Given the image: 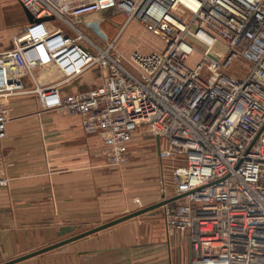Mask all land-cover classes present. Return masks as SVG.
Returning <instances> with one entry per match:
<instances>
[{"label":"built area","instance_id":"2783aa9c","mask_svg":"<svg viewBox=\"0 0 264 264\" xmlns=\"http://www.w3.org/2000/svg\"><path fill=\"white\" fill-rule=\"evenodd\" d=\"M18 1L65 28L49 21L51 31L3 59L29 70L56 63L64 83L102 72L101 83L77 93L62 95L59 84L29 93L103 134L112 164L125 159L140 129L160 138L159 155L175 162L165 198L181 196L165 199L163 219L168 233L190 236V264H264V0ZM109 11L140 21L162 48L126 56L73 22ZM60 37L67 42L58 53ZM14 82L1 80L0 92L9 94ZM8 120L0 100V142Z\"/></svg>","mask_w":264,"mask_h":264},{"label":"crops","instance_id":"0c3cea01","mask_svg":"<svg viewBox=\"0 0 264 264\" xmlns=\"http://www.w3.org/2000/svg\"><path fill=\"white\" fill-rule=\"evenodd\" d=\"M52 29L47 22L31 24L18 0H0V81L15 79L9 94L0 92L9 109L7 135L0 142V182L7 181L0 183V264L82 233L91 224L105 222V215L130 207L119 204L114 182L120 165L110 164L103 134H89L80 115L45 109L38 94L29 93L56 84L62 95L77 93L101 83V70L64 83L56 63L29 70L2 58ZM66 42L58 38V53ZM162 221L138 228L128 219L112 230L13 264H190V236L168 233Z\"/></svg>","mask_w":264,"mask_h":264},{"label":"rangeland","instance_id":"374dc122","mask_svg":"<svg viewBox=\"0 0 264 264\" xmlns=\"http://www.w3.org/2000/svg\"><path fill=\"white\" fill-rule=\"evenodd\" d=\"M54 24L65 28V24L59 20H56ZM77 25L90 40L99 46L107 48L114 45L126 56H130L134 50L147 53L159 50L163 46L162 40L140 21L133 20L128 23L127 16L115 11H109L97 19ZM196 57L192 56L190 63L193 64ZM107 158L109 159L108 156ZM109 162L112 164L110 160ZM174 163L173 159H162L157 153L155 139L147 130L140 129L128 144V153L120 163V168H118L120 174H117L119 175L118 179L114 182V186L118 190L117 193H119V204L122 208L125 203L130 204V207L126 210L122 209L123 211L118 215L111 214L107 217L105 215V222L91 224L89 228H84L79 232L92 229L95 227L94 225L100 226L141 208L163 202L159 207L130 219L137 222L138 228L148 224L149 221H153L154 226L161 224L160 222H163V205L165 199H169L165 198V191L170 189ZM115 226L119 225L116 224L105 230H112Z\"/></svg>","mask_w":264,"mask_h":264},{"label":"water","instance_id":"95a60500","mask_svg":"<svg viewBox=\"0 0 264 264\" xmlns=\"http://www.w3.org/2000/svg\"><path fill=\"white\" fill-rule=\"evenodd\" d=\"M25 11H26L27 17L29 19V22L31 24L42 23V22H49V21L56 20V18L54 16H48V17H44V18H36L31 13V11L28 10L27 8H25ZM102 15H103V12L91 13V14H88V15H85V16H82V17L75 18V19H73V22L75 24H81V23H85V22H88V21L97 19V18L101 17ZM157 145H158V153L160 154V138H157ZM180 197L181 196H177V197L171 198L169 200H175V199L180 198ZM165 201H167V200H165ZM162 204H163V202L162 203H156V204H153L151 206H147L145 208H141V209H139V210H137L135 212H132V213L127 214V215H124V216H122L120 218H117L115 220H112L110 222H107L105 224H102L100 226L94 227L92 229L86 230V231H84L82 233L76 234V235H74V236H72V237H70V238H68L66 240H62L60 242H56L54 244H51V245L46 246L44 248H41L39 250L30 252V253L25 254L23 256H19L17 258L11 259L9 261L3 262L1 264H13V263H16V262H19V261H23L25 259H28L30 257H33L35 255H39V254L45 253V252H47L49 250H52V249L57 248L59 246H62L64 244L68 243V242L75 241V240L80 239L82 237H85V236L91 235L93 233L99 232V231H101L103 229H107V228H109V227H111L113 225H116V224H118V223H120L122 221L131 219V218L136 217V216H139L141 214H144V213H146L148 211H151V210L159 207Z\"/></svg>","mask_w":264,"mask_h":264},{"label":"bare ground","instance_id":"6f19581e","mask_svg":"<svg viewBox=\"0 0 264 264\" xmlns=\"http://www.w3.org/2000/svg\"><path fill=\"white\" fill-rule=\"evenodd\" d=\"M186 2H188L187 0H185ZM194 2V4H195V6H196V4H197V1H193ZM189 3V2H188ZM190 4V3H189ZM193 3H191V5L193 6L194 5Z\"/></svg>","mask_w":264,"mask_h":264}]
</instances>
